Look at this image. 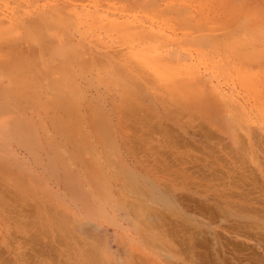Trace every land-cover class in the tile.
Segmentation results:
<instances>
[{"label":"rangeland","instance_id":"rangeland-1","mask_svg":"<svg viewBox=\"0 0 264 264\" xmlns=\"http://www.w3.org/2000/svg\"><path fill=\"white\" fill-rule=\"evenodd\" d=\"M139 3L0 0V17L5 19L0 25V111H12L0 115V264H85L91 247L96 264H264V10L254 8L251 0ZM56 5H80L85 13L96 10L163 35L146 43L134 35V27L90 23L84 10L83 19L53 18L48 27L37 23L28 28L26 21ZM37 27L50 38L71 34L72 46L89 41L92 51L116 59L101 69L88 53H81L77 66L70 63L77 74L69 65L72 72L66 71V63L75 60L76 46L63 50L66 46L59 41L43 43ZM30 48L35 55L24 53ZM33 56L38 59L31 63ZM111 67L120 68L136 89L123 86ZM11 72L17 76L9 78ZM64 103L73 105L70 112ZM120 165L176 196L172 209L148 201L152 208L143 214L154 209L148 225L158 229L139 226L146 228L143 234L160 237L156 253L168 251L170 261L146 255L130 241L133 229L123 213L136 218L130 213L137 195L121 188L128 185H123ZM118 191L123 193L119 196ZM78 193L104 202L110 197L121 210L114 212L108 204L111 212L92 214ZM95 225L108 235L97 236ZM148 243V248L153 246Z\"/></svg>","mask_w":264,"mask_h":264},{"label":"bare ground","instance_id":"bare-ground-1","mask_svg":"<svg viewBox=\"0 0 264 264\" xmlns=\"http://www.w3.org/2000/svg\"><path fill=\"white\" fill-rule=\"evenodd\" d=\"M126 1H134L135 3H138V4H140L139 3V1L140 0H126ZM150 1V0H149ZM155 1H157V0H155ZM227 1V0H226ZM229 2V1H228ZM252 2H255L254 3V8H258V9H263L264 10V0H251V4H252ZM155 3L156 2H152V4L153 5H155ZM233 3V2H232ZM231 3V4H232ZM72 4V3H71ZM148 4H150V3H148ZM230 4V3H229ZM74 5V4H73ZM77 5V4H76ZM235 5H238V4H236L235 3ZM250 5V4H249ZM80 6V5H79ZM79 6H76L75 8H72L71 6H62V5H56V7L55 8H53V9H50V10H48V12L47 11H39V13H38V15L39 14H41V16H35L36 17V19L34 18L33 20L32 19H30L29 21H26L25 23H26V25H28V28L29 27H33V26H36L37 25V23H42V24H47L46 25V27H48L49 25H51L53 22H52V20L51 19H57L58 21H60L61 22V20L62 21H64V22H66V21H68L67 20V18L68 17H71V18H73V20H74V17H78V18H80V19H83V15L81 14V13H83L82 11L84 10H80L79 9ZM241 7H243V6H241ZM248 7V6H247ZM82 8V7H81ZM83 8H85V9H87L86 7H84L83 6ZM125 8V7H124ZM236 8L237 9H235V10H239L238 9V7L236 6ZM253 8V9H254ZM43 9H44V7H43ZM232 9V8H231ZM247 9H249V8H247ZM253 9H252V11H253ZM234 10V11H235ZM246 10V9H245ZM244 10V11H245ZM108 11V10H107ZM227 11V10H226ZM240 11V10H239ZM241 11H243L242 9H241ZM243 11V12H244ZM249 11V10H248ZM256 11V10H255ZM33 12V11H32ZM89 12V11H88ZM94 12V13H93ZM91 11V13H85V10H84V13L86 14L85 15V17L88 19V21H91L90 23H92V22H97V21H99V22H101L104 26H106V27H122V29H132V27H134V35L137 37V38H139L138 40H142V41H144L145 42V40H146V43H147V41H150V39L151 38H153L156 34H158V32H154L155 30L154 29H150V30H148L147 28H145L144 26H141V24H139V26L137 25L136 27L134 26V24H132L130 21H128V22H119L116 18H108V17H106V16H102V15H100V13L98 12L97 13V11L95 10V11ZM229 12H231L230 10H229ZM25 13V12H24ZM97 13V14H96ZM112 13V12H111ZM255 13V12H254ZM257 13V12H256ZM104 14H106V13H104ZM103 14V15H104ZM250 14V13H249ZM253 14V13H252ZM264 14V13H263ZM37 15V14H36ZM117 15V14H116ZM241 15V14H240ZM1 16V15H0ZM2 16H4V15H2ZM14 16H16V15H14ZM119 16V15H118ZM124 16V15H123ZM135 16V15H134ZM247 16H249V15H247ZM254 16H256V15H254ZM253 16V17H254ZM120 17V16H119ZM126 17V16H125ZM252 17V16H251ZM39 18V19H38ZM259 19H260V16L258 17ZM257 18V19H258ZM48 19H50L49 20V22L50 23H47L46 21L48 20ZM69 19V18H68ZM79 19V20H80ZM85 19V18H84ZM130 19V18H129ZM139 19V18H138ZM256 19V20H257ZM5 19H4V17H0V25H2L3 24V22L5 23V21H4ZM126 20V19H125ZM54 21V20H53ZM75 21H77V19L75 18ZM140 21V20H139ZM244 21V20H243ZM261 21H263V19H261ZM260 21V22H261ZM59 22V23H60ZM63 22V23H64ZM79 22V21H78ZM81 22V21H80ZM242 22V21H241ZM259 22V21H258ZM258 22H257V24H258ZM70 23V22H69ZM143 23V22H142ZM245 23V22H244ZM57 24V23H56ZM66 24V23H65ZM101 24V25H102ZM238 24V23H237ZM240 24V23H239ZM238 24V25H239ZM252 24V23H251ZM4 25V24H3ZM2 25V26H3ZM92 25H94V24H92ZM100 25V26H101ZM112 25V26H111ZM238 25H236V26H238ZM246 25H249V23L248 24H246ZM253 25H255L254 23L251 25V27H253V28H255ZM259 25V24H258ZM53 26V25H52ZM52 26H50V28H52ZM103 26V27H104ZM242 26H244V25H242ZM241 26V24H240V27H242ZM256 26V25H255ZM263 26V25H262ZM41 28H42V25L40 26ZM40 27H37V29H40ZM45 27V26H44ZM46 27H45V29H46ZM54 27V26H53ZM151 27V26H150ZM239 27V26H238ZM246 27V26H245ZM244 27V29H246L247 27H248V29H253V28H250L249 26H247L246 28ZM257 27H259V26H257ZM228 28V27H227ZM263 28V27H262ZM233 29H236L235 27H233ZM239 29H242V28H239ZM239 29H237V30H239ZM248 29H246V30H248ZM259 29V28H258ZM40 30H42V29H40ZM46 30H48V28L46 29ZM159 30V29H158ZM243 30V29H242ZM245 30V31H246ZM31 31L32 30H30V34H31ZM43 32H41V31H39L38 30V32H40V33H38V34H40V38H37L39 41H41V42H43V43H50L51 45H52V43L53 44H55V42H57V41H59L61 44H64V46H66L63 50H65L67 47L69 48L70 46H72L73 45V43H72V39L71 38H69L68 36H71V34L69 35V33H68V35H67V37H62V35L61 36H59L60 38H53L52 37V35H51V38L50 37H48V36H46V34H45V31H44V29L42 30ZM49 31V30H48ZM240 31V30H239ZM245 31H244V33H245ZM252 31H255V29L254 30H252ZM259 31V30H258ZM155 34H154V33ZM236 32V31H235ZM249 32H250V30H249ZM33 34H34V36H35V32L33 31L32 32ZM67 33V32H66ZM234 33V32H233ZM244 33H243V36H244ZM45 36H44V35ZM59 35V34H58ZM160 35H163V34H161V33H159L158 34V36L160 37ZM36 36H37V34H36ZM54 36V35H53ZM242 36V35H241ZM33 37V36H32ZM31 37V38H32ZM38 37H39V35H38ZM30 38V39H31ZM34 38V37H33ZM67 38H69L70 40H67ZM133 38H135L134 36L131 38L132 40H134ZM158 38V37H157ZM165 38V37H164ZM244 38V37H243ZM36 39V38H35ZM58 39V40H57ZM33 40V39H32ZM31 40V41H32ZM243 40V39H242ZM261 40V39H260ZM39 41H37V42H39ZM161 41V40H160ZM168 41V40H167ZM35 42H36V40H35ZM81 42H82V40H81ZM81 42L79 41V43H77V45H75V46H72V47H75L74 48V50H75V52L74 53H76L74 56H75V60L74 61H71V59H69L68 58V60L67 61H71V62H69V64L68 63H66V65H67V67H65V69H66V71L68 70V69H70V68H73V66H77L78 65V62L81 60V58H82V56H81V53H83V54H87L86 56L87 57H91L92 59H94V60H96L95 61V63H97V66H98V68H103V63H105V62H111V60L112 61H114V59H116V58H114L111 54H108V55H102L101 53H97V51L96 52H94V51H92L91 50V47L92 46H90L91 44H90V42L88 43H83L82 42V44H81ZM131 42H133V41H131ZM139 42H141V41H139ZM40 43V42H39ZM42 43V44H43ZM72 43V44H71ZM91 43H92V41H91ZM101 43V42H100ZM143 42H141V44H142ZM149 43V42H148ZM93 44V43H92ZM135 44V43H134ZM139 44V43H138ZM45 45V44H44ZM57 45V44H56ZM70 45V46H69ZM99 45V44H98ZM128 45V44H127ZM136 45V44H135ZM143 45V44H142ZM146 45V44H145ZM95 46V45H94ZM134 46V45H133ZM140 46V45H139ZM146 46H148V45H146ZM152 46H154V45H152ZM157 46H159V45H157ZM62 47V46H61ZM72 47H71V49H72ZM135 47V46H134ZM137 47V46H136ZM142 46H140V48H141ZM145 47V46H144ZM150 46H148V48H149ZM43 48V47H42ZM99 48V47H98ZM105 48V47H104ZM139 48V47H138ZM146 48V47H145ZM162 48V47H161ZM32 48H30V49H26V50H24V53L25 52H28V50L30 51L29 53H31V51H33V50H31ZM94 49H96V47L94 48ZM93 49V50H94ZM149 49H151V48H149ZM154 49H155V47H154ZM153 49V50H154ZM68 50V49H67ZM97 50V49H96ZM102 50V49H101ZM142 51H144L145 49H141ZM38 51V50H37ZM54 51V50H53ZM151 52H152V50H150ZM156 51H158V50H156ZM19 52H21V50H20V48H19ZM176 52V51H175ZM22 54H23V49H22V52H21ZM34 53H36V51L34 52ZM32 54V55H35V54ZM74 53H71V54H74ZM105 53V52H104ZM107 53H109V52H107ZM107 53H105V54H107ZM111 53V52H110ZM155 53V51L153 52V54ZM26 54V53H25ZM55 54H57V53H55ZM146 54V53H145ZM158 54H160V53H158ZM30 55V54H29ZM54 55V54H53ZM114 55V54H113ZM151 55V54H150ZM177 55V54H176ZM24 56V55H23ZM31 56V55H30ZM55 56V55H54ZM56 56H58V55H56ZM73 56V55H72ZM188 56V55H187ZM19 57H22V55L21 56H19ZM32 57V56H31ZM34 57V56H33ZM186 57V56H185ZM26 58V57H25ZM24 57L23 58H21L22 60H24L25 59ZM79 58V59H78ZM83 58H85L84 56H83ZM89 58H87V63H88V61L90 62V60H89ZM190 58V57H189ZM255 58V57H254ZM254 58H252V59H254ZM20 59V60H21ZM30 60H31V63L32 62H34V61H32V59L34 60L35 59V61L38 59L36 56L34 57V58H29ZM29 59H27L28 60V63H27V61H25L28 65H29ZM50 59V58H49ZM54 60V59H53ZM59 60V59H58ZM65 60V59H64ZM93 60V61H94ZM177 60V59H176ZM187 59H185L184 61H186ZM189 60V59H188ZM86 61V60H85ZM22 62V61H21ZM20 62V63H21ZM62 62V61H61ZM83 62V61H82ZM139 62V61H138ZM252 62V61H251ZM254 62H255V60H254ZM253 62V63H254ZM43 63V62H42ZM63 63H65V61L63 62ZM62 63V64H63ZM70 63H72V67H70L71 66V64ZM128 63V62H127ZM131 63H133V62H131ZM130 63V64H131ZM259 63H260V61H259ZM22 64V63H21ZM34 64V63H33ZM36 64H37V62H36ZM120 64V63H119ZM123 64V63H122ZM126 64V63H125ZM129 64V65H130ZM138 64H140V63H138ZM258 64V63H257ZM261 64V63H260ZM263 64V63H262ZM24 65V64H23ZM58 65H60V64H58ZM63 65H65V64H63ZM68 65H69V67H68ZM85 65H86V63H85ZM88 65V64H87ZM184 65H185V63H184ZM187 65V64H186ZM189 65V64H188ZM196 65V64H195ZM24 66H26V65H24ZM35 66V65H34ZM33 66V67H34ZM62 65H60V68H62V67H64V66H62ZM96 66V67H97ZM127 66V65H126ZM138 66V68L139 67H141L142 65H137L136 64V66L135 67H137ZM0 67H2V64H0ZM56 67H58L59 68V66H56ZM87 67V66H86ZM121 67V66H120ZM143 67V66H142ZM141 67V68H142ZM3 68V67H2ZM27 68V67H26ZM60 68H59V70H60ZM89 68V67H88ZM93 68V67H92ZM122 68V67H121ZM127 68V67H126ZM130 68V67H129ZM141 68H140V71H141ZM50 69V68H49ZM48 69V70H49ZM57 69V68H56ZM63 69L64 68H62V70L61 71H63ZM64 69V70H65ZM111 69H112V67H111ZM116 69H118V68H116L115 67V69H112L111 71H114L115 72V75L117 76L116 78H118L119 80H121V83L123 84V86H125L126 88H129L130 87V89L132 88L133 89V87H134V83H132L133 81H130L129 79H126V76L125 77H122V74L121 73H123L122 71L120 72L119 71V69H118V71L116 70ZM135 69H137V68H135ZM0 70H2V69H0ZM4 70V69H3ZM37 70V69H36ZM72 70H74V68L72 69ZM72 70H68V71H71L72 72ZM121 70H126V69H121ZM29 71V70H28ZM58 71V70H57ZM128 71H129V69H128ZM137 71H139V69H137ZM136 71V72H137ZM192 71H193V69H192ZM4 72V71H3ZM6 72V71H5ZM35 72V71H34ZM74 72H75V70H74ZM73 72V73H74ZM125 72H127V71H125ZM136 72H132V75L131 76H133L134 74L133 73H136ZM8 73V72H7ZM36 73V72H35ZM35 73H34V75H35ZM51 73V72H50ZM61 73V72H60ZM76 74H77V70H76V72H75ZM74 73V74H75ZM129 73V72H128ZM39 74V73H38ZM49 74V73H48ZM56 74V73H55ZM75 74V75H76ZM124 74V73H123ZM7 75V74H6ZM9 75V78L11 77V78H15L16 76H17V74H15L14 72H11V73H9L8 74ZM67 75H68V73H67ZM70 75V74H69ZM137 75V74H136ZM139 75V74H138ZM33 76V75H32ZM31 76V77H32ZM36 76V75H35ZM40 76V75H39ZM43 76V75H42ZM45 76V75H44ZM66 76V75H65ZM77 76V75H76ZM50 77V76H49ZM67 77V76H66ZM65 78V77H64ZM64 78H63V80H64ZM72 78V77H71ZM138 79H139V76L137 77ZM136 78V76H135V79H137ZM141 78V77H140ZM36 79V78H35ZM60 79H61V77H60ZM50 80V79H49ZM11 81V80H10ZM55 81V80H54ZM58 81V80H57ZM60 81V80H59ZM122 81H125V82H122ZM47 82V81H46ZM71 82V81H70ZM60 84H61V82H59ZM136 83V82H135ZM138 83V82H137ZM137 83H136V85H137ZM58 84V83H57ZM72 84H74V83H72ZM71 84V85H72ZM31 86H32V84H31ZM37 86H39V84L37 85ZM63 86V85H62ZM138 87H139V85H137ZM1 88H2V86H1ZM0 88V89H1ZM4 88V87H3ZM36 88V87H35ZM74 88H76L77 90L76 91H78L79 92V89H78V86L76 87V85L74 86ZM38 89V88H37ZM63 89H64V87H63ZM134 89H136L135 87H134ZM45 90V89H44ZM69 90V89H68ZM0 91H2V90H0ZM4 92V91H3ZM52 92V91H51ZM50 92V93H51ZM69 92V91H68ZM68 92H67V94H68ZM78 92H75L76 94H74L75 95V97H77V96H79V94L77 95V93ZM133 92H134V90H133ZM135 92H137V91H135ZM70 93H73V92H70ZM0 94H2V93H0ZM4 94V93H3ZM2 94V95H3ZM7 94H9V92L7 93ZM32 94V93H31ZM31 94H30V96H31ZM42 95V94H41ZM63 95V94H62ZM70 95V94H69ZM82 95V94H81ZM28 96V95H27ZM52 96V95H51ZM68 96V95H67ZM71 96V95H70ZM3 97V96H2ZM1 96H0V98H2ZM69 97V96H68ZM26 98V97H25ZM29 98H31V97H29ZM45 99H48V98H45ZM27 100H28V98H27ZM52 100V99H51ZM56 100V99H55ZM140 100V99H139ZM33 101V100H32ZM37 101V100H36ZM191 101H192V99H191ZM53 102V101H52ZM51 102V103H52ZM77 103V102H76ZM193 103V102H192ZM14 104V103H13ZM68 104V103H67ZM71 104V103H70ZM74 104V103H73ZM21 105V104H20ZM57 105V104H56ZM55 105V106H56ZM64 105H65V107H66V109L65 110H69V112H70V110H71V108H73V105H72V107L70 106H67L66 105V103H64ZM123 105V104H122ZM23 106V105H22ZM26 106V105H25ZM78 106V105H77ZM136 106V105H135ZM138 107V106H137ZM1 108V107H0ZM25 108V107H24ZM75 108V107H74ZM136 108V107H135ZM183 108V107H182ZM6 109V108H5ZM56 109V108H55ZM81 109V108H80ZM58 110V109H57ZM74 110H76V108L74 109ZM73 110V111H74ZM18 111H19V109H18ZM52 111V110H51ZM79 111V110H78ZM95 111V110H94ZM103 111V110H102ZM130 111V110H129ZM139 111V110H138ZM201 111V110H200ZM9 112H12V111H10V109H6V110H3V109H1V111H0V115L1 114H6V113H9ZM68 112V113H69ZM80 112V111H79ZM100 112V111H99ZM140 112V111H139ZM205 112H207L206 110H205ZM81 113V112H80ZM80 113H79V116H80ZM97 113V112H96ZM73 114V113H72ZM101 114H102V112H101ZM63 115V114H62ZM58 116V115H57ZM98 116V115H97ZM55 117V116H54ZM53 117V118H54ZM84 117V116H83ZM101 118L102 117H104V119H107L106 117H105V115L103 116V114H102V116H100ZM109 117V116H108ZM67 118V117H66ZM80 118V117H79ZM100 118V119H101ZM146 118V117H145ZM103 119V118H102ZM51 120V119H50ZM53 120V119H52ZM96 120V119H95ZM142 120V119H141ZM54 121V120H53ZM104 121V120H103ZM108 121V120H107ZM79 122H81V121H79ZM111 122V121H110ZM0 123H2L1 121H0ZM58 123V122H57ZM56 123V124H57ZM109 123V122H108ZM107 123V124H108ZM73 124V123H72ZM81 124V123H80ZM99 124V123H98ZM101 124H104V123H101ZM111 124V123H110ZM152 124V123H151ZM71 125V124H70ZM74 125V124H73ZM24 126V125H23ZM42 127V126H41ZM79 127V126H78ZM99 127H101L100 125H99ZM107 127H109V126H107ZM33 128L35 129V127L33 126ZM32 128V129H33ZM110 128V127H109ZM100 131H102V130H100ZM108 131V130H107ZM102 132H105V131H102ZM112 132H114V131H112ZM109 134H110V132H109ZM109 134H105V136L106 135H109ZM111 136V135H110ZM107 137H109V136H107ZM106 137V138H107ZM114 137V136H113ZM68 138V137H67ZM72 140V139H71ZM104 141L106 140V139H103ZM122 142H123V140H121ZM90 142V141H89ZM102 142V141H101ZM112 142V141H111ZM115 142V141H114ZM80 143V142H79ZM86 143V142H85ZM104 143V142H103ZM110 143V142H109ZM115 144H118L117 143V141H116V143H114V145ZM83 145V144H82ZM118 146V145H117ZM93 147V146H92ZM116 147V146H115ZM79 148V147H78ZM90 149H91V146H90ZM96 151V150H95ZM94 155V154H93ZM110 155V154H109ZM107 159V157H104V159ZM95 159V158H94ZM111 159V158H110ZM123 159H124V157H123ZM100 160V159H99ZM99 160H98V164L99 163H101V162H99ZM95 161H96V163H97V160L95 159ZM109 161V160H108ZM111 161V162H110ZM109 162L110 163H112V160H110ZM106 163V162H105ZM104 163V164H105ZM97 164V165H98ZM107 164V163H106ZM109 164V163H108ZM86 165V164H85ZM110 165V164H109ZM108 165V166H109ZM121 165H122V163H121ZM120 165V166H121ZM123 166H125V165H123ZM129 166V165H128ZM103 167V166H102ZM109 167H111V166H109ZM130 167V166H129ZM122 169V170H121ZM121 172H123L124 173V175H123V179H124V181H125V183L123 184V185H125L126 184V186L128 185V188H126L125 186H123V187H121V188H124V190H126V189H129V191H128V194L130 193V191H131V193H133L135 196L137 195V201L133 204L132 202V204H133V206H131V207H133V209H134V211L132 212V213H130V214H133V213H135V219L137 220V217H142V218H144V219H140L139 218V220H137V221H135V219H131V218H129V217H127V213L126 212H124L123 214H124V217H123V219L127 222V223H129V225H130V227H132V231H133V233H132V238L130 239V241L131 242H134V243H136V245L139 247V250H143V252H144V254H146V255H152V256H154V258H160V256H163V257H165L167 260H169L170 261V259H172V256L169 254V252L167 251V253L169 254H167V253H163V254H160V255H157V253H156V250H155V248H157V244L155 243L156 241H158V240H160V237L158 236V235H156L154 232H151V234H149L148 233V235H146V233H142V232H144L145 230H146V228H145V230L144 229H142V228H140L139 226H146V227H148L147 228V230L149 229H151V227L152 226H156V225H152V226H149L148 224L150 223V222H152L153 223V215L154 214H152V216H151V213H152V211L154 210H152L151 211V213H149V214H143V212L144 211H147L148 212V210H150V208H152V207H150L151 206V204H149L148 203V201H150L151 203H157V204H160V205H162L163 207H165V208H174L175 207V203H176V199H175V197H173V195L170 193H167V192H163V191H161L160 189H158V187H156V185L155 184H153L150 180H149V178H146V177H144V176H138L137 175V173L135 172H133V171H131L128 167H123L122 168V166H121ZM137 171V170H136ZM120 172V175L121 174H123V173H121ZM57 173V172H56ZM118 173V172H117ZM119 175V174H118ZM140 175V174H139ZM142 175V174H141ZM58 176V175H57ZM57 176H55V177H57ZM107 177V176H106ZM118 178H120V177H118ZM32 179H33V177H32ZM121 179V178H120ZM98 180V179H97ZM108 180H111V179H108ZM122 180V179H121ZM123 181V180H122ZM67 182V181H66ZM70 182V181H69ZM99 182V181H98ZM104 182V181H103ZM102 182V183H103ZM19 183V182H18ZM25 183V182H24ZM106 183V182H105ZM158 183V182H157ZM23 184V183H22ZM104 184V183H103ZM104 185H106V184H104ZM95 186V185H94ZM121 186H122V184H121ZM97 187V186H96ZM101 187V186H100ZM107 188H109V185H107L106 186ZM27 188V187H26ZM90 188V187H89ZM103 188V187H102ZM99 188L97 187V190H98ZM115 189V188H114ZM131 189V190H130ZM31 190V189H30ZM80 190V189H79ZM100 190V189H99ZM103 190H105V189H103ZM122 189H120V191H121ZM77 190H75V192H76ZM101 191V190H100ZM87 192V191H86ZM90 192V191H89ZM82 193V192H81ZM109 193V192H108ZM120 193H123V192H120ZM120 193H119V191H118V195L120 196ZM175 193V192H174ZM173 193V194H174ZM75 194V193H74ZM79 194V193H78ZM82 194H84V193H82ZM88 194V193H87ZM91 194V193H90ZM100 194H102L101 192H100ZM79 195H81V194H79ZM105 195V194H104ZM2 196H4V194L2 195ZM78 196V195H77ZM82 197V199L83 200H81L82 201V204H84V208H85V210H87V211H89V212H91V211H93L92 212V214L94 213H97V212H100L101 214L103 213V214H107L108 212H111V210H110V208H108V204L109 205H111L110 207L113 209V211L115 212V211H119V210H121V205H117V204H113L112 203V201H111V199H110V197H108L106 200V202H104V201H102V200H99L98 199V197H96V196H93V198H94V200L93 199H91L90 197H89V195H81ZM102 196V195H101ZM106 196V195H105ZM76 197V196H75ZM107 197V196H106ZM130 197V196H129ZM78 198V202H81V201H79V198H80V196H78L77 197ZM120 198H122V197H120ZM124 198V197H123ZM133 198V197H132ZM145 198L146 199H148V200H145ZM175 200V202H174V200ZM4 199H5V197H4ZM146 201V202H145ZM217 201H218V199H217ZM123 202H124V200H123ZM121 203H122V201H121ZM177 204V203H176ZM1 205V204H0ZM179 206V205H178ZM128 208V207H127ZM219 208V207H218ZM91 210V211H90ZM220 210V209H219ZM127 212H129L128 210H127ZM131 212V211H130ZM155 212H156V210H155ZM154 212V213H155ZM164 212V211H163ZM162 212V213H163ZM172 212V211H171ZM173 212H175V211H173ZM238 212V211H237ZM156 213H159V212H156ZM66 214V213H65ZM223 214V213H222ZM163 215V214H162ZM230 215V214H229ZM66 216V215H65ZM156 216H157V214H156ZM159 216V215H158ZM226 216V215H225ZM91 217H92V215H91ZM230 217V216H229ZM232 217V216H231ZM71 218V217H70ZM158 218V217H157ZM58 219V218H57ZM67 219V217L64 219V220H66ZM76 219V218H75ZM63 220V219H62ZM134 220V221H133ZM160 220H162V219H160ZM159 220V221H160ZM60 221V220H59ZM122 221V220H121ZM156 220H154V222H155ZM62 222V221H61ZM157 223H158V221H156ZM155 222V223H156ZM63 223H66V222H62V225L64 226V224ZM139 225H138V224ZM154 223V224H155ZM159 223H161V222H159ZM67 224V223H66ZM151 224V223H150ZM127 225V224H126ZM164 225V224H163ZM94 226V225H93ZM95 227H96V235L97 236H102V235H108V231H106V229H104V228H102L101 227V225L99 226V225H95ZM120 227H121V229H123V230H126L127 229V227H124L123 225H120ZM157 227V226H156ZM159 227H160V225H159ZM162 227V226H161ZM160 227V228H161ZM154 227H152V229H153ZM159 228V229H160ZM151 229V230H152ZM154 229H158V227L157 228H154ZM150 230V231H151ZM84 231V230H83ZM83 231H82V233H83ZM94 231V230H93ZM92 231V232H93ZM159 230H157V232H158ZM87 231H85L84 232V234H87L86 233ZM146 232V231H145ZM162 232V231H161ZM94 233V232H93ZM92 234V233H91ZM161 235V234H160ZM97 239V238H96ZM101 239V238H100ZM98 240V239H97ZM95 241V240H94ZM102 241V240H101ZM149 242L148 244H152L153 246H151V247H147V246H145L146 244L145 243H147V242ZM144 242V243H143ZM169 242V241H168ZM99 243H100V240H99ZM164 243H161V244H159L160 245V247L163 245ZM101 246H102V244H100ZM93 246H95V245H93ZM112 247V246H111ZM95 248H96V246H95ZM99 248H101V247H99ZM158 248H159V246H158ZM162 248H164V247H162ZM99 250L100 249H98V253H99ZM164 250V249H163ZM89 251H92L91 253H90V255L89 256H91V257H87V256H85L86 258H87V260L89 261V263L86 261V263L85 264H96L95 262V249L93 248V247H91V249L89 250ZM96 251H97V249H96ZM162 251V250H161ZM163 252V251H162ZM175 252V251H174ZM142 253V252H141ZM127 255V254H126ZM101 259H103V257L101 258ZM104 262V261H103ZM130 262V261H129ZM129 262L127 263L126 261H124V262H120V263H118V261H117V263H115V264H129ZM133 263V262H132ZM104 264V263H103ZM165 264V263H164Z\"/></svg>","mask_w":264,"mask_h":264}]
</instances>
